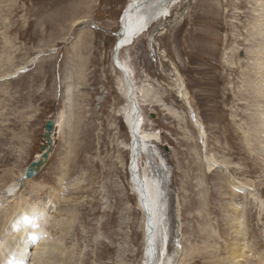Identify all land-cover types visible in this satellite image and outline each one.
I'll return each mask as SVG.
<instances>
[{"label":"rangeland","instance_id":"374dc122","mask_svg":"<svg viewBox=\"0 0 264 264\" xmlns=\"http://www.w3.org/2000/svg\"><path fill=\"white\" fill-rule=\"evenodd\" d=\"M178 2L170 18L118 53L138 88L141 132L152 135L148 149L136 151L139 172L149 181L158 168L163 177L161 223L170 240L166 254L155 241L154 264H178L196 246L186 261L206 264L235 229L257 248L256 261L264 256V0ZM126 3L0 0V205L24 197L28 209L39 208L31 228L41 226L45 241L65 235L60 243L72 254L63 264H143L145 257L113 62ZM50 118L58 126L47 160L5 191L40 156ZM29 235L28 256L42 238ZM42 243L37 249L49 250Z\"/></svg>","mask_w":264,"mask_h":264},{"label":"bare ground","instance_id":"6f19581e","mask_svg":"<svg viewBox=\"0 0 264 264\" xmlns=\"http://www.w3.org/2000/svg\"><path fill=\"white\" fill-rule=\"evenodd\" d=\"M178 1L180 0H174V1L173 0H127L126 5L124 6L126 8V12L123 15L121 23H119V25L121 26V27L119 26V28H121V31L115 41V43L118 41L117 59L119 60L118 53L122 48L132 45L136 39H138L140 36L144 35L145 33L149 32L150 28L154 25V23L160 20H166L167 17L170 18L171 8L174 7L176 4H178L179 3ZM259 34L264 35V32L260 31L258 35ZM259 51L264 52L263 48H259ZM113 62L115 64L114 60ZM260 62H259V67H261L262 65V63ZM114 66L117 68L116 65ZM118 70L121 73L119 92L124 100L123 105L120 106L119 115L123 118L124 123L128 128V132L130 134V139H131V142L129 144V152L131 157L130 158L131 162L129 164L131 188L133 193L137 197V203H138L137 205L141 210V213L144 218L142 224L143 225L142 231L144 233L143 242L145 245L143 246L145 247V257L143 264H154L156 260L155 261L153 260L155 258V242L153 241L158 236L157 234H155L154 231L155 224L156 225L158 224L157 230H160V232L163 230L165 233V229L163 228L161 223V217H162L161 207L164 203V198L162 197L163 181H160L159 179L162 177V173L160 169L156 168V170H153L151 172V174L153 175L152 178L148 181L147 178L141 175V173L139 172L138 156H136V151L139 152L140 150L143 149L146 150L147 144L145 143L148 142L149 140H152L151 137L152 135H144L141 132L144 119L142 117L140 111V105L138 103V93H139L138 88L135 87V84L134 82H132L131 77L127 71H123L121 69ZM126 76L128 77L129 81L126 79ZM260 85L264 87V79H261ZM195 123L196 125L200 126L197 123V121ZM55 126L57 127L58 125L55 124ZM199 132L200 135L202 136L204 133L203 128L199 130ZM256 137L257 136L255 134L254 138ZM146 138H150V139L147 141ZM252 139L253 138H251V140ZM247 141L248 140H246V142ZM246 144L249 143L247 142ZM37 158H40V156H37ZM214 164L215 162L211 163V165ZM23 172L16 179V182L9 184L8 186L5 187V191L9 193L16 191L19 184V179L23 175ZM247 184H250V186L252 185L251 182H247ZM49 200L50 198L47 201ZM27 203L28 201H26V198L23 197L22 199L20 198L19 200L14 201L11 204L9 203L7 205L5 204L6 207L0 205V264H63L67 262L69 258H71V256L69 257V255H71L72 253L66 251L65 250L66 248H63V246L61 245V243L64 241L65 235L61 237V239H58L57 242H50L49 240H48L49 242L45 241V238L43 237V234L45 235V231L41 229V226H39L38 228L36 227L35 229L31 228V225L34 224V222L36 223L38 220H40L41 214H39L38 212L39 208L33 206L32 209H28L25 206V204ZM67 215L69 216V214ZM73 216L72 218L74 220L75 217ZM72 218L69 219L68 217L69 220H72ZM46 220L48 221V219ZM29 222L31 223L30 225H28ZM61 223H62L61 230L64 227L66 229L70 227L69 225H67V223H70L69 221H66L64 223L61 222ZM228 228L235 229V225L232 224L231 226L229 224ZM236 228L239 227L236 226ZM240 231H238L237 229L233 230L234 236L229 238L231 241L225 243L224 249H222V251L218 248L213 247L214 251L212 250L209 253V251L211 250L210 248L211 246L208 243H206L205 247L203 248H206L210 256L208 261L206 260L205 261L208 264H264V256L262 255H259L256 261L255 260L252 261L253 260L252 257L256 253L257 248L244 244V242L242 241H244L245 238L243 239L242 235L240 234L241 233ZM65 232L66 231H64V233ZM29 234L32 235L31 238L33 237V235H36L35 239L39 238L40 235L42 236V238H40L41 242L39 243L40 240H38V243L35 245L34 251L30 256L25 254V252L27 251V249H30L31 244L32 243L34 244L35 242L31 241V239L29 238L30 236ZM165 234L167 235V232ZM247 234L248 233H246V235ZM42 242H44V244L47 243L48 245L47 247L49 248V250L43 249L41 247H40L41 249L39 250L37 249L40 244H43ZM255 243L256 245H259L258 242ZM195 253H198L197 246L190 248L189 252H187V254H185L182 257L185 258L181 259V261L178 264H190L189 262L186 261V259L189 258L188 261L191 262L192 261L191 259H193ZM199 253H201V251ZM182 255L183 253L181 254V256Z\"/></svg>","mask_w":264,"mask_h":264},{"label":"water","instance_id":"95a60500","mask_svg":"<svg viewBox=\"0 0 264 264\" xmlns=\"http://www.w3.org/2000/svg\"><path fill=\"white\" fill-rule=\"evenodd\" d=\"M125 12H126V8L122 11V15L120 17L119 23H121L123 15ZM120 31H121V28H119V33L117 35L120 34ZM117 49H118V44H116V46L114 47V60H115L116 64L118 65ZM119 68H120V66H119ZM126 79L128 80L127 76H126ZM54 124H55V118H50V119L45 121V124L43 127L44 128L43 136L45 138L46 143L41 146L40 158L33 160L29 164V166L25 169L24 176L19 180L20 185L24 181L31 179L37 173L39 168L45 163L46 159L48 158L49 151L52 147L51 134H52V131L54 128Z\"/></svg>","mask_w":264,"mask_h":264}]
</instances>
